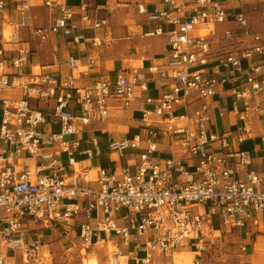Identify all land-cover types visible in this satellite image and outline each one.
Returning <instances> with one entry per match:
<instances>
[{
    "label": "built area",
    "instance_id": "2783aa9c",
    "mask_svg": "<svg viewBox=\"0 0 264 264\" xmlns=\"http://www.w3.org/2000/svg\"><path fill=\"white\" fill-rule=\"evenodd\" d=\"M157 1L162 7L136 8L157 23L151 34L165 36L161 61L95 75L99 61L82 64L71 54H51L49 68H32L29 43L64 36L98 46L99 36L85 31L106 25L105 17L85 4L76 12L46 0L59 15L35 26L25 19L27 0H0V21L11 9L19 17L0 35V44L15 46L8 60L0 46V248L27 257L38 244L28 235L44 224L73 233L83 246L111 235L130 245L126 253L111 251L112 264L128 255L133 264H153L154 253L178 246L200 251L213 225L247 232L264 225V171L252 167L253 149L243 147L248 141L264 152V26L219 0ZM251 10L264 19V8ZM113 110L129 111L137 130L108 142L114 167L77 174V134ZM213 111L230 116L229 128L216 127ZM93 152L100 153L96 145Z\"/></svg>",
    "mask_w": 264,
    "mask_h": 264
},
{
    "label": "crops",
    "instance_id": "0c3cea01",
    "mask_svg": "<svg viewBox=\"0 0 264 264\" xmlns=\"http://www.w3.org/2000/svg\"><path fill=\"white\" fill-rule=\"evenodd\" d=\"M29 4V10L27 11V15H25V19L28 20L29 23L35 26L39 25H47L53 22V20L59 15V11L56 7L52 9L45 6L46 0H27ZM53 3H64L70 7H72L76 12L78 6L81 4H85L89 9V12L96 17H105L106 25L96 28V29H87L85 31L86 37L91 36H99L101 40V44L98 46H94L90 41H82L79 43H73L70 37L64 36H50V38L42 45L38 46L34 42H31V35L26 28H21L20 34L25 40H29L31 51L28 55L29 62L32 68H49L48 63H50L51 54H56L60 57V59H64L65 56L71 54L77 58V60L84 64L87 59L95 58L97 61L101 63L100 70H93L95 75L97 74H111L114 70L118 68H110L106 67V60L110 59L114 56V54H123L127 51L128 48H133L135 45H139L141 42V38L144 36L145 42L147 45V52L145 50H141L140 54L143 55L139 58L144 62L145 65H149L152 63H159L161 61V57L164 52L165 47V36L163 34H151L152 30L156 26V22L153 20H149L146 14H141L137 11L136 4L138 2H143L146 6L147 10H151L155 7H162L157 0H49ZM118 1L119 5L115 7V2ZM222 2L229 12L237 13V12H244L246 15L251 16V19L255 24L259 27L264 26V19L260 17L259 20H254V13L251 9L252 6H256L257 8H264V0H219ZM104 5L107 8H112L110 11L108 10H98V6ZM257 12V11H256ZM259 14V13H258ZM78 16L77 14L75 15ZM141 19L138 22L135 18ZM19 19L16 11L11 9L10 12L5 16V18L0 21V35L2 32H6L9 28L10 24L17 21ZM133 20V22L131 21ZM226 25L233 26L234 23L227 22ZM112 30V31H111ZM158 36H161L159 38ZM110 44V45H109ZM109 45V46H108ZM0 46L3 48V57L8 60L14 54V45L10 43H1ZM128 47V48H127ZM106 48H110V52H106ZM145 54V55H144ZM138 62V63H139ZM124 67H131V66H123ZM54 68V66H51ZM120 69V68H119ZM60 72L63 74L65 72V65H60ZM94 77V75H92ZM152 85V84H151ZM151 92L153 94L156 93V90L152 89ZM130 112L126 110H113L110 112V115L106 120L94 122V124L89 125L84 128V131L77 134L80 140L78 150L74 153V166L81 164V169H89V173L92 177H95L96 173L94 171L95 166H100L104 168H112L114 164L116 165L117 161L111 162L113 159L112 153L108 149V142L112 138H120L122 136L127 135L128 133L135 132L137 130V125L134 119H132L128 114ZM135 116V115H134ZM213 119L214 124L219 130H224L229 128L231 123L230 116L225 113L223 117H218L216 115V111H213ZM115 120L131 122V130L125 131L124 134L117 135L112 133L108 129V125L110 122H114ZM53 129L57 128V124L52 126ZM91 132V134H88ZM93 133V134H92ZM106 137V146L101 143V139ZM86 145H83V143ZM82 143V144H81ZM97 146L100 150L99 154H95L93 152L94 146ZM243 147L249 150H252V167L259 171H264V152L258 151V149L250 142L245 141L243 143ZM83 150H90V154H86ZM128 157V155H127ZM117 159V158H116ZM120 163H124V157L119 158ZM72 166V165H71ZM69 167H65L67 170ZM69 173V170L68 172ZM212 231L216 230L217 226H212ZM264 227V225H262ZM236 229V228H232ZM226 230V228H221L219 231ZM238 234L242 236L240 239V243H244L245 247L249 248L250 251L245 253L247 256L252 258L254 257L255 247L254 244L256 243L257 236H264V228L258 227L251 232H247L243 229H236ZM62 233V232H61ZM255 239V240H254ZM104 242L108 244L106 251L110 249L109 243H114L119 249L126 253L129 251L130 245L125 247L119 239L115 236L111 235L110 237L103 238ZM100 242V241H99ZM96 242V243H99ZM243 246V245H241ZM127 248L123 251V248ZM188 247V246H187ZM193 253L199 255L200 251L194 250L191 248ZM246 250V249H245ZM0 251L3 250L0 248ZM264 251V248H262ZM245 252V251H244ZM107 253V252H106ZM173 254L171 253V256ZM6 257V255H4ZM7 258H13L7 256ZM256 259V258H255ZM198 261V260H197ZM167 264V254H153V264ZM252 263V261H250ZM257 264H264V261H260L257 257V260L254 261ZM133 260L128 258L125 259V264H133ZM253 264V263H252Z\"/></svg>",
    "mask_w": 264,
    "mask_h": 264
},
{
    "label": "rangeland",
    "instance_id": "374dc122",
    "mask_svg": "<svg viewBox=\"0 0 264 264\" xmlns=\"http://www.w3.org/2000/svg\"><path fill=\"white\" fill-rule=\"evenodd\" d=\"M253 15L254 20L260 19V14H258V12H255ZM135 19L138 22L141 21L138 17ZM131 21L133 22V20ZM158 37L162 39L161 36ZM145 38L147 37L144 36L141 38L143 42L139 45H135L132 49L127 47V51L123 54H114L113 57L106 60V67L119 69L123 66H136L139 62V58L143 56L140 54V51L145 50V52H147L148 50ZM107 51L110 52V48H106V52ZM10 93V91H3L1 94ZM131 125H133L131 122H125V120H115L109 123L108 129L112 133L121 135L124 134L127 129H134ZM88 134H91V132H88ZM100 141L106 146V137H103ZM83 145L86 144L83 143ZM112 157L113 159L117 158L116 154H112ZM72 167L77 174L82 171L81 164L77 166L72 164ZM35 227L38 228L34 230L38 231L37 234H29L28 240H37L38 244L30 246L34 251L30 252L29 248H27L29 253L27 257L21 255V249L8 251L6 248L1 247L3 250L2 254L6 255V264H22V262L26 264H112L111 251L119 248L116 244L110 242L109 245L112 250L110 249L111 251L107 252L106 249L108 244L104 241H100L97 243V246L94 247L93 245L83 246L73 233L64 236L59 228L46 227L44 224H36ZM261 228L260 226V229ZM206 231L209 241H207L205 246L200 250L199 255L193 253L191 248L187 246H178L171 252L166 253L167 264H195L196 260H198V264H242L244 261H252L253 264H257L254 262L257 260V257L260 261H264V251H262V248H264V236H257L256 243L254 244L255 253L252 258V256L249 257L245 254L250 251L249 248L246 247L245 252L241 249L240 246L245 244L240 243L242 236L238 234L236 229L226 228V230L221 232L212 231L209 228ZM126 249L127 248L124 247L122 250L125 251ZM171 253L173 254L172 256ZM157 254L161 255L159 252ZM8 255H12L13 258H7ZM91 257H94L96 260L94 261Z\"/></svg>",
    "mask_w": 264,
    "mask_h": 264
},
{
    "label": "bare ground",
    "instance_id": "6f19581e",
    "mask_svg": "<svg viewBox=\"0 0 264 264\" xmlns=\"http://www.w3.org/2000/svg\"><path fill=\"white\" fill-rule=\"evenodd\" d=\"M71 161H72V164H73V163H74V159H72ZM78 164H80V163H78ZM105 243H107V242H105ZM92 245H93V247H94V246H97V243H93ZM90 247H91V246H90ZM99 248H100V247H99ZM84 249H86V248H84ZM97 249H98V248H97ZM110 249H111V248H110ZM110 249H109L107 252H109V251L112 250V249H111V250H110ZM8 256L13 257L12 255H8ZM91 258H92V257H91ZM179 258H180V257H179ZM92 259H93L94 261L96 260L94 257H93ZM120 262H121L120 264H125V257H121ZM95 264H96V263H95Z\"/></svg>",
    "mask_w": 264,
    "mask_h": 264
}]
</instances>
